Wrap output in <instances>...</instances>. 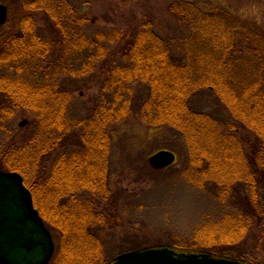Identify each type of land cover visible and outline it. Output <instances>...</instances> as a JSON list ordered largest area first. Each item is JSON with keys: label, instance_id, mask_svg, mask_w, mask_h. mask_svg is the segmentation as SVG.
I'll return each mask as SVG.
<instances>
[{"label": "rangeland", "instance_id": "374dc122", "mask_svg": "<svg viewBox=\"0 0 264 264\" xmlns=\"http://www.w3.org/2000/svg\"><path fill=\"white\" fill-rule=\"evenodd\" d=\"M1 1L8 8L5 30L17 29L24 12H29L30 16L38 14V32L53 43V48L47 57H24L16 62L17 65L10 62L11 67L2 66L0 62V87L9 91L41 87L57 92L68 99L69 130L80 131L81 126L75 127V123L89 119L92 108L99 104L104 78L111 81L107 78L106 68H111V63H123L118 54V41L113 44L103 42L106 62H95L85 75L72 73L83 61H98L94 53L99 50L97 33L116 38L117 30L140 27L143 17L150 16L155 31L166 30L163 31L165 36L176 35L178 39L180 34V29L174 28L162 13L161 0H65L75 10V13H68L75 35L82 34L90 41V45L76 54L72 53L69 39L61 33V22L55 23L52 17L46 18L37 12L38 0ZM210 1L235 18L234 32H242L239 26H246L249 34L259 33L264 40V0ZM177 42L174 41L171 55L176 59L184 54ZM111 51L116 53L112 59ZM18 65L20 69H17ZM129 89L136 97V113L106 127L110 146L109 196L114 201L108 200L103 206L111 209L112 226L102 227L97 232L101 250L93 258L94 262L106 263L135 245L170 244L216 254H242L256 264H264V135L255 133L236 116L233 108H229L234 106L235 97L227 95L228 104H225L221 95L203 88L199 95L191 98L194 110L211 115L221 130H225V126L231 130L214 135L219 142L215 146L211 144L213 137L209 139L205 146L209 159L201 161L189 154V145L181 133L167 125H149L141 120L138 109L150 91L148 84L134 79ZM3 92L0 90V168H3L0 170L16 171L8 167L21 161L13 154L9 155L8 146L11 148V142L22 144L36 135L37 112L23 107L22 102L7 100ZM250 120L251 123L254 121L252 113ZM49 128L47 136L50 138L60 135L56 131L51 134L54 130ZM74 132L66 135L71 143H76ZM163 149L174 152L175 161L162 170L153 169L148 159ZM60 150L61 145L53 149L47 158L45 172ZM39 176L36 172L37 181H40ZM42 188L45 189L42 195L48 196L45 200L50 203V190ZM49 209L55 221L50 227L54 252L48 264H64L66 251L73 245L74 238L67 242V237H60L57 229L62 228V224L57 217L58 211L48 208V213Z\"/></svg>", "mask_w": 264, "mask_h": 264}, {"label": "trees", "instance_id": "16d2710c", "mask_svg": "<svg viewBox=\"0 0 264 264\" xmlns=\"http://www.w3.org/2000/svg\"><path fill=\"white\" fill-rule=\"evenodd\" d=\"M161 2L162 13L174 28L180 29L179 39L176 35L165 36L163 31L166 30L155 31L152 18L145 16L140 27L117 30L116 38H111V34L97 33L99 50L94 53L97 54L98 61H83L82 65L72 72L77 76L85 75L95 62H106L103 42L113 44L118 41L117 46L120 44L118 54L121 55L119 58L123 63H111V68L107 66V78L111 81L108 82V79L104 78L99 104L92 108L90 118L75 123V127L81 126L80 131L69 130L68 99L57 92L53 93L41 87H29L26 90L22 87L21 91H9L0 87L7 100L22 102L23 107L37 112L36 135L30 136L28 141H22V144L10 143L9 155L13 154V157L21 162L7 167L22 174L25 185L32 193L34 205L46 226L51 229L54 225L55 217L51 218L50 209L48 213V208H53L52 211H58L57 217L62 224V228L57 229L60 237H67V242L68 239L74 238L71 243L73 245L66 251L64 264L104 263H101V260L95 263L93 258L97 257L101 250L97 232L102 227L112 226L111 209H108V206L105 209L103 206L108 200H111V203L114 201L109 196L110 146L106 127L136 113V97L129 89L134 79L146 82L150 90L138 109L141 120L149 125H167L181 133L189 145V154L194 158L197 157L201 161L209 159L205 154L209 139L213 137L211 144L215 146L219 142L214 139V135L219 136L231 131L226 129L227 126L225 130H221L218 121L212 119L211 115L192 108L191 98L199 95L198 92L203 88L219 97L221 95L225 104L227 95H233L234 106H227L233 108L236 116L243 119L255 133L264 135L262 36L259 33L249 34L250 30L242 25L239 26L243 29L242 32H234L235 18L210 0ZM37 4L38 13L46 18L52 17L55 23L61 22V33L69 39L72 53L78 54L84 46L90 45L87 37L82 34L79 37L75 35L74 26L70 23V14L68 15L69 12L75 13V10L65 0H38ZM24 13L17 29L5 30L7 22L0 26L2 66H10V62L17 65L16 62L21 58L32 55L47 57L53 48V43L38 32L36 19L39 15L30 16L29 12ZM174 41H178L177 45L181 46L184 53L177 59L171 57ZM115 54L111 51V59ZM10 56L13 58H8ZM17 69H20V65ZM104 72L105 69L102 76ZM250 86L252 90L249 89ZM251 113L254 119L252 123ZM49 126V129L54 130L51 134L56 131L60 135L54 139L47 136ZM67 132H74L77 138L73 139L76 143L67 140ZM57 145H61L62 150L58 154L55 153L56 157L45 172L49 162L47 158ZM36 172L40 175V181L35 179ZM42 187L50 190V203L45 200L48 196L42 195L45 193ZM140 247L143 245H135L125 251ZM65 250L66 248L64 252ZM222 254L245 257L231 252Z\"/></svg>", "mask_w": 264, "mask_h": 264}, {"label": "water", "instance_id": "95a60500", "mask_svg": "<svg viewBox=\"0 0 264 264\" xmlns=\"http://www.w3.org/2000/svg\"><path fill=\"white\" fill-rule=\"evenodd\" d=\"M8 8L0 1V26L7 21ZM175 161L170 150H159L148 162L162 170ZM54 242L31 191L17 171L0 170V264H48ZM105 264H254L201 249H182L154 244L122 252Z\"/></svg>", "mask_w": 264, "mask_h": 264}]
</instances>
